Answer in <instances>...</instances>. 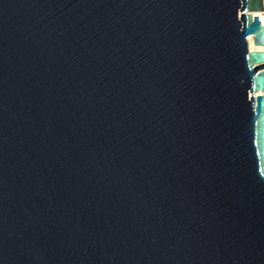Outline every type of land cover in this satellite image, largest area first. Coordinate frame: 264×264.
<instances>
[{
  "label": "water",
  "instance_id": "95a60500",
  "mask_svg": "<svg viewBox=\"0 0 264 264\" xmlns=\"http://www.w3.org/2000/svg\"><path fill=\"white\" fill-rule=\"evenodd\" d=\"M262 10L0 0V264H264Z\"/></svg>",
  "mask_w": 264,
  "mask_h": 264
},
{
  "label": "bare ground",
  "instance_id": "6f19581e",
  "mask_svg": "<svg viewBox=\"0 0 264 264\" xmlns=\"http://www.w3.org/2000/svg\"><path fill=\"white\" fill-rule=\"evenodd\" d=\"M254 14H264V12H254ZM249 43H251L250 47H252V49L264 50V45H255L252 36L249 38Z\"/></svg>",
  "mask_w": 264,
  "mask_h": 264
},
{
  "label": "snow or ice",
  "instance_id": "6c2138e0",
  "mask_svg": "<svg viewBox=\"0 0 264 264\" xmlns=\"http://www.w3.org/2000/svg\"><path fill=\"white\" fill-rule=\"evenodd\" d=\"M255 151H256V154L258 155L259 154L258 149H256Z\"/></svg>",
  "mask_w": 264,
  "mask_h": 264
},
{
  "label": "built area",
  "instance_id": "2783aa9c",
  "mask_svg": "<svg viewBox=\"0 0 264 264\" xmlns=\"http://www.w3.org/2000/svg\"><path fill=\"white\" fill-rule=\"evenodd\" d=\"M259 12H264V10H262V11H259Z\"/></svg>",
  "mask_w": 264,
  "mask_h": 264
}]
</instances>
